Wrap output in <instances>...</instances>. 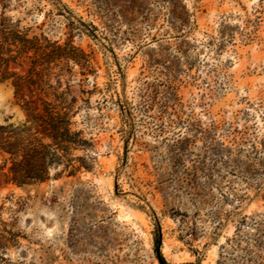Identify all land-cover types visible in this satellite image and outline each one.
Here are the masks:
<instances>
[{
    "label": "rangeland",
    "instance_id": "374dc122",
    "mask_svg": "<svg viewBox=\"0 0 264 264\" xmlns=\"http://www.w3.org/2000/svg\"><path fill=\"white\" fill-rule=\"evenodd\" d=\"M1 13L86 56L41 77L74 98L92 172L16 189L0 170V221L18 236L0 264H158L156 229L168 264H264V0H0ZM17 104L0 83V123L23 120Z\"/></svg>",
    "mask_w": 264,
    "mask_h": 264
},
{
    "label": "trees",
    "instance_id": "16d2710c",
    "mask_svg": "<svg viewBox=\"0 0 264 264\" xmlns=\"http://www.w3.org/2000/svg\"><path fill=\"white\" fill-rule=\"evenodd\" d=\"M9 22L1 13L0 83H11L24 118L17 124L10 123L11 118L0 123V170L4 185L16 189L40 186L51 179V170L59 167L69 177L82 171L92 172L91 159L86 154L90 145L82 138L81 132L72 130L74 98L68 90L59 92L60 85L53 87L43 82L41 77L42 72H50L60 66V71H63L69 62L78 65L80 61L87 63L86 56L71 43L60 46L45 38L29 40ZM29 53H33V60L25 77L9 71L11 63L15 64L17 59ZM84 66V63L80 65L81 68ZM37 67L43 69L37 72ZM24 90L30 99L35 94L40 96L39 105L31 107V103L25 100ZM50 96L51 101L47 100ZM74 152H82L84 157L73 158ZM0 225L3 228L0 231V251L5 252L18 236L12 230L6 231L8 225L2 221ZM153 250L158 264H168L161 254V237L157 229L154 232ZM6 261L0 258V263Z\"/></svg>",
    "mask_w": 264,
    "mask_h": 264
}]
</instances>
